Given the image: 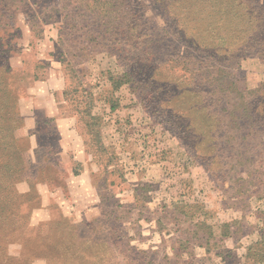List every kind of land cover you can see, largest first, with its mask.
<instances>
[{"label":"rangeland","instance_id":"rangeland-1","mask_svg":"<svg viewBox=\"0 0 264 264\" xmlns=\"http://www.w3.org/2000/svg\"><path fill=\"white\" fill-rule=\"evenodd\" d=\"M87 1L0 0V58L22 87L9 124L32 164L0 264H264V0L221 22L210 0H136L130 40L99 38L68 66L60 28L87 24Z\"/></svg>","mask_w":264,"mask_h":264},{"label":"trees","instance_id":"trees-1","mask_svg":"<svg viewBox=\"0 0 264 264\" xmlns=\"http://www.w3.org/2000/svg\"><path fill=\"white\" fill-rule=\"evenodd\" d=\"M159 1V0H156ZM136 2V0H91L87 1V7L90 10V21L85 25H80L77 19L67 21L62 23L60 28V34L58 35V42L63 47L61 62H65L64 56L68 57V66H72L71 63L73 58L76 57V53L81 51V46L88 47V44L91 42L97 41L101 38V41L107 39H113L118 44L122 43L123 39L130 40L132 37L131 32L136 30L137 25H133L130 21L132 13L130 11L131 3ZM211 5L209 13L205 16L206 19H209L211 22H221L228 19H241L246 17V13L255 11L256 9H261L263 5L260 0H248L247 2L252 5H245L244 0H210L208 1ZM209 5V4H208ZM203 5L201 7H205ZM83 5H78L75 7L73 14L78 15L83 14ZM197 8L190 9L186 12H179L182 14V24H192L193 20H190L197 13ZM204 9L200 10L203 11ZM199 11V12H200ZM92 13V14H91ZM87 16L86 14H84ZM249 18L252 16L248 14ZM180 23V24H181ZM210 23V22H209ZM40 34L44 33V27L40 26ZM187 28V27H186ZM193 28V26H192ZM179 30V29H178ZM90 34V35H89ZM134 34V33H133ZM187 35V31L182 33V38ZM224 42L227 41L224 37ZM215 45V44H214ZM204 47H207L204 46ZM121 51L128 52V49H121ZM148 54H151L150 51H147ZM0 54H2L0 52ZM64 55V56H63ZM148 63V59L143 60L142 58H137L136 61H144V64ZM188 60V61H187ZM189 63V59L186 58L185 65ZM135 64V62H133ZM129 64L126 65V68ZM190 72H195L193 69L186 67ZM140 68L137 70L129 71L126 70L122 75L110 74L109 79L112 82L114 89H118L122 84L131 81L133 75L138 74ZM146 71H142L141 74H145ZM197 73H194L196 76ZM211 75V73H210ZM209 80H214L213 83L217 82L215 76L211 75ZM22 91V87L18 86V83L15 80V74L12 72V67L7 64V58H0V147L6 149V158L2 160L0 164V219L4 220L3 225H0V228H4V231H14L20 226H16L17 216L20 215V212L24 209L22 203L16 202L19 200V197H22L24 194H19L15 189L17 182L21 181V177L32 164L28 162L26 157V152L30 149V139L27 136L16 137L14 135L15 129L21 127L12 126L9 124L10 121L21 122L22 116L20 115L19 110L17 109V104L19 100V92ZM202 91L196 92L194 97L200 96L201 94H208ZM210 93V91H209ZM89 103L85 104L86 109H80L79 112H82L83 115L88 113L87 108ZM116 105L111 104V109H115ZM18 149V151H16ZM20 150V151H19ZM4 169V170H3ZM17 180V181H16ZM8 191V192H7ZM1 224V223H0ZM202 224H205L202 222ZM230 223H223L224 230L223 234L230 233ZM264 243V241L262 240ZM264 247L255 253L257 255V261L262 260Z\"/></svg>","mask_w":264,"mask_h":264}]
</instances>
